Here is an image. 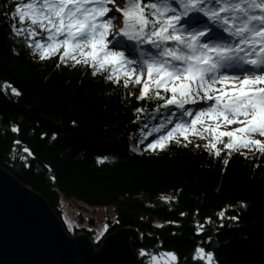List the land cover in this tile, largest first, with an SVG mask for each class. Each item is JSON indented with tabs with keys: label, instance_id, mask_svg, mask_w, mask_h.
Returning a JSON list of instances; mask_svg holds the SVG:
<instances>
[{
	"label": "trees",
	"instance_id": "obj_1",
	"mask_svg": "<svg viewBox=\"0 0 264 264\" xmlns=\"http://www.w3.org/2000/svg\"><path fill=\"white\" fill-rule=\"evenodd\" d=\"M16 2L0 0V166L43 197L60 222L61 198L109 209L103 238L133 230L136 264L167 251L177 254L176 264H204L193 259L197 246L214 252V264H264V153L254 147L230 153L218 142L215 154L208 144L175 140L148 149L154 126L180 109L137 100L135 87L112 84L106 71L93 76L86 64L58 67V53L34 58L24 36L11 34L6 13Z\"/></svg>",
	"mask_w": 264,
	"mask_h": 264
},
{
	"label": "snow or ice",
	"instance_id": "obj_2",
	"mask_svg": "<svg viewBox=\"0 0 264 264\" xmlns=\"http://www.w3.org/2000/svg\"><path fill=\"white\" fill-rule=\"evenodd\" d=\"M13 9L6 13L13 21L11 34L24 36L34 58L47 60L59 52L58 67L86 64L93 76L106 71L103 78L114 85L121 78L125 87L130 80L139 83L137 100H162L167 111H171L168 106H176L185 115L191 113L187 121H170L172 127L155 125L159 135L146 144L148 149H163L169 140L180 143L177 135L190 142L189 133L205 139L208 133L207 147L215 154L220 151L218 142L230 153L242 147L264 153V140L256 138L264 137V0H18ZM116 13H122L119 27L112 24ZM112 28L116 31L109 35ZM218 30L227 33V39ZM33 36L41 38L33 42ZM117 37L135 42L137 58L121 50ZM144 44L155 52L141 48ZM11 92L20 95L15 87ZM186 104L194 105L195 111ZM154 111H160L159 104ZM232 124L237 126L229 129ZM12 131H18L16 125ZM24 151L33 155L27 148ZM238 203L247 207L244 201ZM224 215L223 209L217 213ZM202 229L201 224L195 230ZM140 252L145 254L144 249ZM148 255L156 264L157 257ZM162 255L178 260L173 251ZM197 257L214 264L213 251L197 246L193 259Z\"/></svg>",
	"mask_w": 264,
	"mask_h": 264
},
{
	"label": "water",
	"instance_id": "obj_3",
	"mask_svg": "<svg viewBox=\"0 0 264 264\" xmlns=\"http://www.w3.org/2000/svg\"><path fill=\"white\" fill-rule=\"evenodd\" d=\"M130 229L69 236L45 199L0 166V264H136Z\"/></svg>",
	"mask_w": 264,
	"mask_h": 264
},
{
	"label": "rangeland",
	"instance_id": "obj_4",
	"mask_svg": "<svg viewBox=\"0 0 264 264\" xmlns=\"http://www.w3.org/2000/svg\"><path fill=\"white\" fill-rule=\"evenodd\" d=\"M110 8H112V5H109ZM121 7H123V5H121ZM14 11V9H13ZM12 11V12H13ZM107 15V14H106ZM116 17L117 19L112 21V24L117 25V27H119L120 25H122L123 21H122V13H116ZM205 19V18H202ZM17 22L18 18L16 19ZM8 21H12L11 17H8ZM17 22H15L17 24ZM25 24H27V21L25 22ZM116 31V28H112L109 30V35H112V33ZM220 32V35L223 34H227L224 33L222 30H218ZM118 38V37H117ZM32 41L34 42L36 39H40V36H33ZM44 39H46V36L44 37ZM63 49L61 48L60 51H62ZM122 51H125V49H121ZM149 51V50H148ZM127 54V53H126ZM71 62V61H69ZM242 78V77H241ZM143 80V76L141 78ZM127 87H131L134 88L135 90L139 92L141 85L139 83L137 84H133L131 82V80L129 81ZM160 91H163L162 89ZM201 104H203L204 102L201 101ZM210 103V102H209ZM237 125L232 124V125H228L227 127L229 129L236 127ZM224 126H221L220 130H223ZM205 136L207 137V139L200 137V136H195L192 135L191 133H189L188 136V140L190 142H186L184 137L177 135L176 139H178L180 142H184V143H193V142H198V143H204V144H208V141L211 139L210 134H205ZM225 138V137H224ZM258 139H262L264 140V137H256ZM196 139V140H194ZM229 150V149H226ZM244 150L243 148H240V151ZM60 216H61V225L63 226L65 232L71 236H77L80 234H85L84 231H91L92 232V237L89 238L90 242L93 244L94 242L103 239V236H105L106 230H107V225H106V221L110 218L113 217L112 212L109 209L103 208V207H88L83 205L82 203H78L75 201H68L65 200L63 198L60 199ZM60 221V220H59ZM90 222L92 223L90 225ZM84 230V231H83ZM86 235V234H85ZM135 238V237H133ZM129 239V244L131 243L132 239ZM94 245V244H93ZM131 246V244H130ZM132 248V247H131ZM133 251V249H132ZM134 253V251H133ZM163 253H157V254H153L154 256L157 257V261L156 264H176L175 262L170 261V259L164 255H162ZM135 259H136V255L134 253ZM137 263V260H136ZM148 264H153V262L150 261V257L147 260Z\"/></svg>",
	"mask_w": 264,
	"mask_h": 264
}]
</instances>
